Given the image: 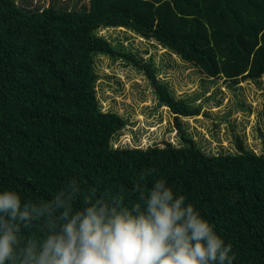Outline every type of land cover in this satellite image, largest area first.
<instances>
[{"label": "trees", "instance_id": "1", "mask_svg": "<svg viewBox=\"0 0 264 264\" xmlns=\"http://www.w3.org/2000/svg\"><path fill=\"white\" fill-rule=\"evenodd\" d=\"M84 1L30 9L27 0H0V191H15L30 211L74 189L73 211L85 197L110 200L121 191L130 205L140 173L155 169L147 187L163 179L185 196L231 245L232 264H264V148L257 153L234 136V152L204 153L181 121L200 115L196 99L177 97L153 58L122 41L154 42L210 82L261 86L264 0ZM107 29L130 35L99 34ZM98 56L148 79L157 105L173 115L179 145L113 146L128 121L102 110ZM45 225L42 218L22 227L20 246L39 242Z\"/></svg>", "mask_w": 264, "mask_h": 264}, {"label": "clouds", "instance_id": "2", "mask_svg": "<svg viewBox=\"0 0 264 264\" xmlns=\"http://www.w3.org/2000/svg\"><path fill=\"white\" fill-rule=\"evenodd\" d=\"M154 173H140L130 205L121 191L110 200L85 197L73 211L72 200L79 203L74 189L30 211L15 191H0V264H232L231 245L185 196L163 179L147 187L144 181ZM42 218V239L21 247L17 233Z\"/></svg>", "mask_w": 264, "mask_h": 264}, {"label": "rangeland", "instance_id": "3", "mask_svg": "<svg viewBox=\"0 0 264 264\" xmlns=\"http://www.w3.org/2000/svg\"><path fill=\"white\" fill-rule=\"evenodd\" d=\"M48 2L27 0V7L46 8ZM66 2L69 0H60L61 4ZM121 32L122 29H107L100 30L99 34L121 38ZM130 37L129 41L122 40L126 47L138 51L144 59L152 57L161 70L159 78L168 82L174 94L196 99L195 105L201 107L197 117L181 118L184 130L198 148L206 154L232 153L235 151L233 137L238 136L249 149L257 153L263 150L264 85L243 82L230 88L222 80L210 82L192 68L183 66L174 55L155 46L154 42ZM95 65L101 75L97 82V97L102 110H113L128 121L114 147L145 148L162 145L164 141L179 145L173 115L166 107L157 105L154 89L141 72L126 66L122 60L113 63L103 56L96 58Z\"/></svg>", "mask_w": 264, "mask_h": 264}]
</instances>
